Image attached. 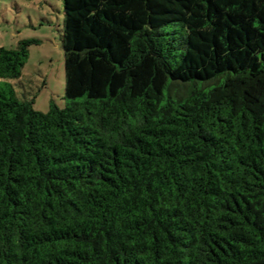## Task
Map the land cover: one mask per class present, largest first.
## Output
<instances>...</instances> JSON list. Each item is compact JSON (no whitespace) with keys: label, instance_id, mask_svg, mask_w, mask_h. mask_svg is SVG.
Wrapping results in <instances>:
<instances>
[{"label":"trees","instance_id":"obj_1","mask_svg":"<svg viewBox=\"0 0 264 264\" xmlns=\"http://www.w3.org/2000/svg\"><path fill=\"white\" fill-rule=\"evenodd\" d=\"M65 99L0 47V264H264V0H62Z\"/></svg>","mask_w":264,"mask_h":264},{"label":"rangeland","instance_id":"obj_2","mask_svg":"<svg viewBox=\"0 0 264 264\" xmlns=\"http://www.w3.org/2000/svg\"><path fill=\"white\" fill-rule=\"evenodd\" d=\"M64 17L62 0H0V47L15 48L27 38L41 41L30 47L20 84L9 82L20 95L35 97L34 107L43 112L52 100L60 107L67 103Z\"/></svg>","mask_w":264,"mask_h":264}]
</instances>
